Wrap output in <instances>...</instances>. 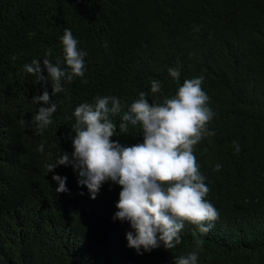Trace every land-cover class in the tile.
<instances>
[{
	"label": "trees",
	"instance_id": "obj_1",
	"mask_svg": "<svg viewBox=\"0 0 264 264\" xmlns=\"http://www.w3.org/2000/svg\"><path fill=\"white\" fill-rule=\"evenodd\" d=\"M65 28L87 53L86 70L53 97L51 80L36 82L24 65L44 68L49 51L63 61ZM200 76L215 135L193 151L219 218L207 234L185 222L174 249L138 254L130 223L113 220L121 186L105 182L92 199L71 166H45L74 151L78 105L115 96L118 125L140 92L162 104ZM45 90L57 111L41 134L32 120L44 105L32 98ZM111 139L133 146L144 137L130 125ZM53 175L67 177L68 192H56ZM193 251L197 264H264V0H0V264H175Z\"/></svg>",
	"mask_w": 264,
	"mask_h": 264
},
{
	"label": "clouds",
	"instance_id": "obj_2",
	"mask_svg": "<svg viewBox=\"0 0 264 264\" xmlns=\"http://www.w3.org/2000/svg\"><path fill=\"white\" fill-rule=\"evenodd\" d=\"M61 42L63 61L57 58L53 64L47 58L52 55L49 51L43 59L44 68L40 59L24 65L25 72L34 76L36 82L51 80L53 97L65 90V81L71 83L74 77L83 78L86 70L87 53L78 50V40L70 29H64ZM45 68L47 77L43 74ZM169 73L179 79L177 69L169 68ZM203 80V76L185 80L176 95L166 98L162 104L150 103L147 94L140 92L118 125L109 116L121 111L119 98L97 96L94 103L78 105L73 113L74 151L71 155L63 151L55 163L45 166L47 173L54 172L57 166H71L78 174V184L87 187L92 199L97 198L105 182L121 186L113 220L130 223L134 231L126 233L128 247L138 254H143L141 249L151 252L161 245L167 250L174 249L181 243L180 233L185 222L197 226L201 234H207L219 218L218 210L205 199L210 189L193 151L205 136L215 135L207 128L214 113L207 105L209 97L202 90ZM160 91V83L153 80L151 92ZM32 102L44 105L32 120L42 134L52 123L57 104L47 90L33 97ZM130 125L139 126L143 143L123 146L111 139L114 135H129ZM38 150L43 152V144ZM221 167L217 164L215 170ZM52 179L59 185L57 193L69 191L67 177L53 175ZM196 245L202 248V240H197ZM198 254L193 251L176 257L175 264H197Z\"/></svg>",
	"mask_w": 264,
	"mask_h": 264
}]
</instances>
